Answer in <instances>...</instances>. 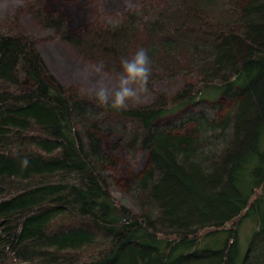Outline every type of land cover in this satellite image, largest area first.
I'll list each match as a JSON object with an SVG mask.
<instances>
[{
    "label": "trees",
    "instance_id": "1",
    "mask_svg": "<svg viewBox=\"0 0 264 264\" xmlns=\"http://www.w3.org/2000/svg\"><path fill=\"white\" fill-rule=\"evenodd\" d=\"M159 2L81 39L51 18L114 76L147 50L149 91L124 110L69 95L30 37L0 34V264H264V0ZM90 130L148 151L136 210L112 198Z\"/></svg>",
    "mask_w": 264,
    "mask_h": 264
},
{
    "label": "rangeland",
    "instance_id": "2",
    "mask_svg": "<svg viewBox=\"0 0 264 264\" xmlns=\"http://www.w3.org/2000/svg\"><path fill=\"white\" fill-rule=\"evenodd\" d=\"M31 1L34 2V0H0V34H26L45 60L46 77L63 83L69 95L89 98L95 97L89 89L98 78L94 70L98 63L83 58L73 48L71 49L67 40L62 37L60 28L50 26L51 18L62 16L63 24L72 38L81 39L92 27L123 21L122 19L132 11L160 3V0H40L39 8L36 6L39 4H31ZM36 11L39 15V18H36L37 24L32 21L33 15L36 17ZM231 29L242 36L247 32L246 24L242 21L237 22ZM179 36L177 35L176 39ZM190 39L193 42L195 40V38ZM16 70L17 80L12 86L16 89L24 88L26 78L22 65L17 66ZM103 72L112 78L113 83L115 82L117 76L104 69ZM176 81L179 84V80ZM187 82L194 84L196 81L191 77L186 78ZM222 103L225 106L228 104L226 101ZM191 128L192 125L187 123L183 132L187 133ZM90 131L99 139L106 156L104 168L108 175L112 198L130 210H136L129 201V188L133 178L148 165V151L132 148L130 141L124 144V138L116 131Z\"/></svg>",
    "mask_w": 264,
    "mask_h": 264
},
{
    "label": "clouds",
    "instance_id": "3",
    "mask_svg": "<svg viewBox=\"0 0 264 264\" xmlns=\"http://www.w3.org/2000/svg\"><path fill=\"white\" fill-rule=\"evenodd\" d=\"M121 71L115 78L103 72V64L95 66L98 78L91 84L89 91L103 106L124 110L129 102H138L142 95L149 91L148 82L151 75V61L145 48H139L130 58H122ZM22 168H27L30 161L23 157Z\"/></svg>",
    "mask_w": 264,
    "mask_h": 264
},
{
    "label": "bare ground",
    "instance_id": "4",
    "mask_svg": "<svg viewBox=\"0 0 264 264\" xmlns=\"http://www.w3.org/2000/svg\"><path fill=\"white\" fill-rule=\"evenodd\" d=\"M226 226H228V225H226Z\"/></svg>",
    "mask_w": 264,
    "mask_h": 264
},
{
    "label": "water",
    "instance_id": "5",
    "mask_svg": "<svg viewBox=\"0 0 264 264\" xmlns=\"http://www.w3.org/2000/svg\"><path fill=\"white\" fill-rule=\"evenodd\" d=\"M226 225H228V224H226Z\"/></svg>",
    "mask_w": 264,
    "mask_h": 264
}]
</instances>
